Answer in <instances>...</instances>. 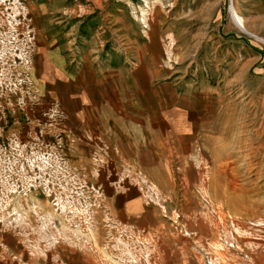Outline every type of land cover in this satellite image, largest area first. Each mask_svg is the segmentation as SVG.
<instances>
[{"label":"rangeland","instance_id":"rangeland-1","mask_svg":"<svg viewBox=\"0 0 264 264\" xmlns=\"http://www.w3.org/2000/svg\"><path fill=\"white\" fill-rule=\"evenodd\" d=\"M0 264H264V0H0Z\"/></svg>","mask_w":264,"mask_h":264},{"label":"crops","instance_id":"crops-1","mask_svg":"<svg viewBox=\"0 0 264 264\" xmlns=\"http://www.w3.org/2000/svg\"><path fill=\"white\" fill-rule=\"evenodd\" d=\"M207 85H208V84H207ZM213 87H214V86H213ZM204 97H205V98L208 97V99L210 98L211 100H213L215 96H212V95H210V94L205 96V94H203V98H204ZM208 99H207V101H208ZM218 100L220 101V98H219ZM205 101H206V100H205ZM195 110L200 111V114H203L205 108H202V109L194 108L192 114H195ZM190 115H191V112L188 113V122H189V120H190ZM202 116H203V115H202ZM176 124H179V121H178ZM125 209H126V207L124 206V207L122 208V212H123L126 216H129V214L127 213V210H125Z\"/></svg>","mask_w":264,"mask_h":264},{"label":"bare ground","instance_id":"bare-ground-1","mask_svg":"<svg viewBox=\"0 0 264 264\" xmlns=\"http://www.w3.org/2000/svg\"><path fill=\"white\" fill-rule=\"evenodd\" d=\"M236 23L241 26V18L239 17V15L234 11V15H233Z\"/></svg>","mask_w":264,"mask_h":264}]
</instances>
